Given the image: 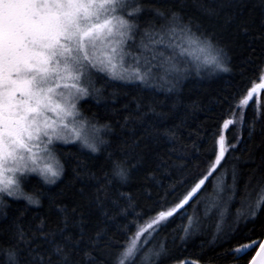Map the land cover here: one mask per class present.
Segmentation results:
<instances>
[{
	"label": "snow or ice",
	"instance_id": "obj_1",
	"mask_svg": "<svg viewBox=\"0 0 264 264\" xmlns=\"http://www.w3.org/2000/svg\"><path fill=\"white\" fill-rule=\"evenodd\" d=\"M196 2L207 16H218L225 7L245 6L243 0H221L218 7ZM259 6L264 9V0ZM232 21L248 36L249 55L239 68V90L226 92L219 100L220 114L204 163L196 164L192 171L180 169L175 183L165 188L162 196L157 192L159 199L147 192L142 204L131 195L124 200L110 198V185L114 181L126 183L130 169L121 153L109 150L111 140L105 135L114 133L116 125L123 129L134 121L143 123L147 113L129 112L122 123H101L96 113L82 111L81 102L94 99L101 103L109 82L172 92L193 67L197 74L205 67L230 73L223 48L199 18L188 15L178 2L0 0V249L6 250L10 264H135L138 256L140 264H164L171 252L166 243L153 245L146 252L144 246L151 244L185 206H199L209 185L212 192L204 201V216L217 221L213 242L223 257L216 258L231 256L243 264H264V151L257 163L256 153L246 150L247 158L241 163L242 157L236 153L244 138L238 133L229 140L227 135L236 131L237 125L247 123V109L255 99V119L261 122L264 136V15L258 27L239 12L228 16L226 22ZM193 48L203 54L202 59L185 58ZM170 134L174 138L171 129L162 133L166 137ZM253 134L254 128L248 137ZM69 145L78 146L80 152L73 154L70 148L61 147ZM260 147L264 149V140ZM83 150L93 156L107 153L100 164L102 175L79 160ZM229 157L235 161L231 184L225 181ZM73 159L79 161L72 172L81 187L79 199L71 207V223L68 206H57L67 194L64 191L50 198V207L61 217L55 226L41 221L36 228H25L19 216L9 217V200L24 201V211L30 205L40 206L48 192L45 186L56 185ZM165 164L163 161L157 168ZM244 165H249L247 173L242 171ZM86 180L95 181L94 192L86 193ZM237 196L239 203L233 214L231 207ZM109 200L124 221L119 228L126 237L123 244L106 229L88 235L84 228L87 214L94 208L104 209ZM145 215L149 220L141 225ZM196 219L193 208L179 236L181 241L199 231ZM132 224L136 225L134 232ZM4 237L8 238L6 248ZM176 264L189 261L178 259ZM191 264L203 261L198 257Z\"/></svg>",
	"mask_w": 264,
	"mask_h": 264
},
{
	"label": "trees",
	"instance_id": "obj_2",
	"mask_svg": "<svg viewBox=\"0 0 264 264\" xmlns=\"http://www.w3.org/2000/svg\"><path fill=\"white\" fill-rule=\"evenodd\" d=\"M156 2L168 5L178 2L184 5V11L188 15L198 17L202 27L213 35L214 42L223 48L224 63L232 69V72L226 73L211 69L208 74H206L207 71H200L197 74L193 67L188 77L182 80L172 92L166 91V88L146 90L137 84L109 82L104 91L105 99L101 103L97 104L94 99L81 102L82 111L86 115L96 113L101 118V123L114 122L115 120H120L122 123L129 112L147 113L143 117V123L134 121L132 126L123 129L116 125L114 133L105 135L106 139L111 140L108 146L109 150L121 153L128 160L130 169L129 179L126 183L114 181L110 185V198L124 200L131 195L139 199L142 204L144 203L143 196L147 192H151L154 199H159L156 195L157 192L162 196L164 189L175 183V178L180 176V169L187 168L192 171L196 164L204 163V157L210 147L211 135L216 130L215 121L220 114L219 100L226 92L239 90V68L249 55L248 36L241 32L236 21L226 22L227 18L234 12H239L244 19L254 20L258 27L259 20L264 15V9L259 6L260 0H243L245 5L243 8L225 7L220 9L218 16L204 15L196 0H156ZM202 2L208 6L218 7L221 0H202ZM224 2L228 3V0H224ZM256 47L257 55H259V42L256 43ZM250 103L251 107L247 109V123L242 126L237 125L236 131H229L227 134L229 140L238 133L244 138L245 143L236 153L237 156L242 157L241 163H243V159L247 158L246 150H253L256 153L257 163H259V154L264 151L260 147L261 141L264 140V136L261 134V122L255 119L257 105L255 101ZM262 103H264V99H262ZM253 128L254 134L249 138L248 133ZM169 129L175 133L174 138H171V134L168 137L162 135ZM61 147L70 148L73 154L80 152L78 146ZM106 155L105 152L93 156L87 150H83L79 155V160H84L88 167L99 176L102 175L100 164ZM163 161H166L167 164L157 168V165ZM77 162H79L77 159L70 160L61 180L56 185L45 186L48 192L40 206L30 205L27 211H24V201L9 200L10 207L7 209L9 217L19 216L25 228H36L41 221H45L46 226H55L60 222L61 217L55 208L50 207V198L54 197L56 193L64 191L67 194L57 202V206H68L69 222L71 223L73 219L71 207L79 199L77 192L81 187L79 181H74L72 172ZM234 162L229 157V164L226 166L228 174L225 176L227 184H231V167ZM248 170L249 165H244L243 173H247ZM153 176L156 177L155 180L152 179ZM243 183L244 181L241 180L240 195H243ZM94 184L95 181H84L86 193L95 191ZM145 185L147 186L146 190H144ZM211 192L212 186L209 185L208 194ZM121 193L124 194L123 197H121ZM208 194L202 197L199 206H185V209L170 218V221L152 240V243L144 246V251L146 252L153 245L164 242L171 250L170 257L164 261V264H176L178 259H187L191 262L198 257L202 259L203 264H243V261H237L231 256L226 259L216 258L217 256L223 257V252L213 242L216 219L204 216V201ZM168 199L171 200L172 197ZM238 203L239 196L231 207L233 214ZM193 208H196V223L199 231L185 241H181L179 236L183 235V227L188 224V217L193 215ZM145 211L147 212L148 209L146 208ZM105 212L108 215H105ZM261 219L264 220V217ZM148 220L149 215H145L140 224L144 225ZM0 222H2V218H0ZM123 222L122 217L116 214L115 206L109 200L106 201L104 209L94 208L87 214L84 228L88 235H94L97 230L106 229L110 236L116 235L123 244L126 237L119 232ZM131 227L134 232L136 225L132 224ZM174 239L175 243H173ZM7 240L8 238L4 237L5 248ZM140 261L141 256H138L135 264H140ZM0 264H10L5 249H0Z\"/></svg>",
	"mask_w": 264,
	"mask_h": 264
},
{
	"label": "rangeland",
	"instance_id": "obj_3",
	"mask_svg": "<svg viewBox=\"0 0 264 264\" xmlns=\"http://www.w3.org/2000/svg\"><path fill=\"white\" fill-rule=\"evenodd\" d=\"M196 57H200L201 59L203 58V54L200 53L198 50H196L195 48H193L190 53H187L185 58L186 59H189L191 61H194ZM130 59V58H129ZM211 68L209 67H205V68H202L201 71H207V72H210ZM213 70V69H212ZM255 101V99H254Z\"/></svg>",
	"mask_w": 264,
	"mask_h": 264
},
{
	"label": "bare ground",
	"instance_id": "obj_4",
	"mask_svg": "<svg viewBox=\"0 0 264 264\" xmlns=\"http://www.w3.org/2000/svg\"><path fill=\"white\" fill-rule=\"evenodd\" d=\"M190 61H191V60H190ZM206 74H208V72H207ZM207 76H208V75H207ZM143 88H145V87H143ZM145 89L147 90V89H149V88H145ZM253 101H254V100H253ZM189 264H191V262H189Z\"/></svg>",
	"mask_w": 264,
	"mask_h": 264
}]
</instances>
